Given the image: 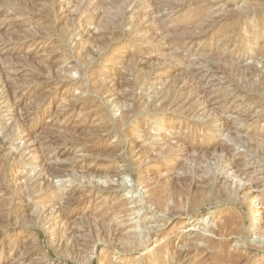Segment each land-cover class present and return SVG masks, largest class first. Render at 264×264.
<instances>
[{
  "label": "rangeland",
  "instance_id": "rangeland-1",
  "mask_svg": "<svg viewBox=\"0 0 264 264\" xmlns=\"http://www.w3.org/2000/svg\"><path fill=\"white\" fill-rule=\"evenodd\" d=\"M35 1L0 0V264H264V0ZM220 143L251 210L202 190Z\"/></svg>",
  "mask_w": 264,
  "mask_h": 264
},
{
  "label": "bare ground",
  "instance_id": "bare-ground-1",
  "mask_svg": "<svg viewBox=\"0 0 264 264\" xmlns=\"http://www.w3.org/2000/svg\"><path fill=\"white\" fill-rule=\"evenodd\" d=\"M23 1V0H22ZM37 1V0H36ZM35 1V2H36ZM74 1H76V0H74ZM81 1V0H80ZM79 1V2H80ZM116 1V0H115ZM23 3V2H22ZM31 3L32 4H34L32 1H31ZM54 3V2H53ZM89 3H91V1L89 2ZM93 4V3H92ZM91 4V5H92ZM24 5V4H23ZM83 5V4H82ZM88 6V5H87ZM90 6V5H89ZM88 6V7H89ZM81 7V6H80ZM87 7V8H88ZM86 8V7H85ZM81 9V8H80ZM78 10V9H77ZM88 10V9H87ZM87 12V11H86ZM81 13V12H80ZM160 21V20H159ZM159 24V23H158ZM165 24V23H164ZM163 25V24H162ZM254 26V25H253ZM164 27V26H163ZM167 31V30H166ZM164 33H166L165 32V29H164ZM219 58V57H218ZM184 59V58H183ZM228 61V60H227ZM225 65V64H224ZM223 65V66H224ZM241 65V64H240ZM241 68V67H240ZM240 68H239V70H240ZM237 70V69H236ZM235 70V71H236ZM238 70V71H239ZM257 69H255L254 71H253V73L254 74H256L257 73V71H256ZM186 71V70H185ZM190 72H192V71H190ZM242 72V71H241ZM164 73H166V72H164ZM184 75V74H183ZM238 75H240V72H239V74ZM174 76V75H173ZM190 76H192V75H190ZM242 77H243V74H242ZM179 79V78H178ZM192 80H193V78H192ZM250 80V79H249ZM264 80V79H263ZM191 81V80H190ZM197 83V82H196ZM191 86V85H190ZM120 87V86H119ZM178 88V87H177ZM257 88V87H256ZM254 89V88H253ZM168 90V89H167ZM185 90V89H184ZM161 91V90H160ZM159 91V92H160ZM168 92V91H167ZM173 93V92H172ZM201 93V92H200ZM199 96V95H198ZM162 98V97H161ZM186 98V97H185ZM168 101V100H167ZM178 101V100H177ZM182 102V101H181ZM186 102V101H185ZM17 105V104H16ZM150 105V104H149ZM164 105V104H163ZM167 105V104H166ZM162 109H163V107H162ZM183 112V111H182ZM160 113H161V111H160ZM159 114V113H158ZM211 121H213V120H211ZM196 123V122H195ZM206 124H210L209 123V120H207L206 122H205ZM227 123V122H226ZM8 128V127H7ZM10 129V128H9ZM238 132V131H237ZM129 134V133H128ZM131 134V133H130ZM233 135V134H232ZM260 135V134H259ZM130 136V135H129ZM132 137V136H131ZM240 137V136H239ZM147 138V137H146ZM264 137H260V136H256V135H250L249 134V136H246V141H247V143H248V145L249 146H251L252 147V149H253V152L254 151H256L257 149H259V148H263L264 146H263V143H264V139H263ZM135 141V140H134ZM139 141V140H138ZM136 142V141H135ZM235 142L236 143H240V141H238V139L237 140H235ZM139 145V144H138ZM162 146V145H161ZM192 147V146H191ZM235 147V146H234ZM170 148V147H169ZM193 148H194V146H193ZM216 148H218V149H220L224 154H225V156H227L228 157V166H229V168H228V170H229V172H227V169L226 170H224L225 171V173L228 175V176H231V172L233 173L232 175L234 176V177H236L237 178V180H238V183L239 184H234L233 182H228L227 180H225V181H220V182H218V179H219V177L218 176H216V170H215V172L214 171H211V174H212V176L211 177H206V178H203L202 179V190H203V192L204 193H209L210 195V197H209V201L212 203V202H215V203H218V202H221L222 201V199H228V198H231L233 201L234 200H241V201H244L245 202V204L248 206V208H249V210H251L252 209V207L253 206H255V205H257L258 204V202H257V199H259V198H257V196H250V194H247V192L246 191H243L242 192V194H241V196L239 195V189H238V187H241L240 189L241 190H246L247 188H248V186H244V185H246L245 183H243L242 181H243V177H242V175H244L245 176V174H247L246 173V170L247 169H245L240 163H239V160L240 159H238L237 157H235V155H233V153H232V151L234 150V148H233V146L232 145H227V144H225V143H220V144H218V147H215L214 148V150L216 149ZM150 149V148H149ZM212 149V148H211ZM236 149V148H235ZM144 150V149H143ZM219 150V151H220ZM210 151V150H209ZM260 151V150H259ZM197 152V151H196ZM264 152V151H263ZM60 153V152H59ZM173 153V152H172ZM141 154H142V152H141ZM205 154H209V152H208V148L207 147H205V146H202V157H204V155ZM219 154V153H218ZM140 155V154H139ZM138 155V156H139ZM144 155V154H143ZM157 155V154H156ZM218 156V155H217ZM145 157V156H144ZM207 157V156H206ZM137 158V157H136ZM222 158H224V156L222 157ZM226 158V157H225ZM162 159V158H161ZM227 159V158H226ZM242 159V158H241ZM202 160V159H201ZM220 161L219 162H221V158L219 159ZM243 160V159H242ZM141 161V160H140ZM203 161V160H202ZM213 162V161H212ZM216 162V161H215ZM214 164H216V163H214ZM220 164V163H219ZM218 165V164H217ZM214 166V165H213ZM221 166H223V164L221 165ZM205 167H207V166H205ZM212 168V167H211ZM219 168V167H218ZM218 168H217V170H218ZM216 169V168H215ZM223 169V167L222 168H220V170H222ZM176 170V169H175ZM166 171V170H165ZM223 171V172H224ZM107 172V171H106ZM117 172V171H116ZM161 173H163V172H161ZM117 174V173H116ZM103 175H105V173L103 174ZM207 175H208V173H207ZM179 176H181V175H179ZM124 177V176H123ZM123 177H121L120 178V181H119V186L121 187V186H123L124 185V183H125V178H123ZM127 179V178H126ZM138 179V178H137ZM173 179V178H172ZM246 179V178H245ZM244 179V180H245ZM105 180V179H104ZM104 180H103V182H104ZM147 180V179H146ZM139 183H141V184H143V187L146 189V193L147 194H150L149 196H147L146 194V196L147 197H149L148 198V201H149V203H151V204H154L155 202H154V200H155V198H156V196L153 194V189H155L156 191H157V194L158 193H160V191H164L163 190V188H164V186L162 185L161 186V184H163L164 182H163V180L162 181H157V182H154L153 181V183L152 184H146L145 183V181H144V179L142 178V177H140L139 178ZM215 181V182H214ZM246 181H248V179L246 180ZM148 182H149V180H148ZM166 182H169L168 181V179H167V181H166V179H165V183ZM214 182V183H213ZM242 184H241V183ZM250 182H251V180H250ZM211 183V184H210ZM213 183V184H212ZM237 183V182H236ZM128 184V183H127ZM168 184V183H167ZM198 185V184H197ZM250 185V184H249ZM170 186V185H169ZM199 186V185H198ZM110 187V186H109ZM162 187V188H161ZM167 188H168V186H167ZM169 188H171V187H169ZM188 188V187H187ZM39 189H41V187L39 188ZM172 189H173V187H172ZM172 189H170L171 191H173ZM27 190V189H26ZM38 191V190H37ZM40 191V190H39ZM165 192V191H164ZM132 193V192H131ZM176 193V192H175ZM174 193V194H175ZM166 194L168 195V192H166ZM165 194V195H166ZM169 194H171V193H169ZM25 195H26V193H25ZM166 195V196H167ZM173 195V194H172ZM259 195H261V194H259ZM27 196V195H26ZM155 196V197H154ZM158 196V195H157ZM169 196V195H168ZM24 197V196H23ZM165 197V196H164ZM163 197V199H165ZM170 197H171V195H170ZM180 197V196H179ZM259 197V196H258ZM172 198H173V196H172ZM161 199V198H160ZM169 199V198H168ZM145 200V199H144ZM143 200V201H144ZM260 200V199H259ZM120 201V200H119ZM118 201V202H119ZM142 200L141 199H138V200H136V202L137 203H139V202H141ZM162 201V200H161ZM125 202V201H124ZM166 202V201H165ZM179 202V201H178ZM148 203V204H149ZM157 203H160V201L159 202H157ZM166 203H168V202H166ZM259 203H260V201H259ZM264 203V202H263ZM133 204H136V203H133ZM171 204V203H170ZM125 205V204H124ZM150 205V204H149ZM163 205V204H162ZM133 206H135V205H133ZM144 206H145V204H144ZM152 206V205H151ZM157 206V205H156ZM159 207L158 208H161L162 206L159 204L158 205ZM195 206V205H194ZM127 207V206H126ZM143 207V206H142ZM146 207V206H145ZM165 207H166V209H167V207H169V206H166V204H165ZM171 205H170V209L169 210H171ZM174 207V206H173ZM149 208V207H148ZM158 208H157V211H158ZM143 209V208H142ZM128 210V209H127ZM168 210V209H167ZM28 211V210H27ZM139 211V210H138ZM165 211V210H164ZM172 211V210H171ZM181 211V210H180ZM253 211V210H252ZM8 212V211H7ZM6 212V213H7ZM128 213V212H127ZM159 213H161V212H159ZM165 213V212H164ZM183 213V212H182ZM39 214H40V212H39ZM166 214V213H165ZM3 215V214H2ZM2 215H0V217H2ZM135 215H137V214H135ZM164 215V214H163ZM170 215V214H169ZM182 215V214H181ZM141 216H143V215H141ZM162 216V215H161ZM3 217H4V215H3ZM167 217V216H166ZM225 218V217H224ZM223 218V219H224ZM144 219V218H143ZM149 220V219H148ZM226 220H228L227 218H225V221ZM229 220H231V219H229ZM235 220V219H234ZM30 221V220H29ZM145 221V220H144ZM152 221V220H151ZM155 221V220H154ZM233 221V220H232ZM237 221V220H236ZM142 222V221H141ZM205 222V221H204ZM207 222V221H206ZM231 221H229V223H230ZM238 222V221H237ZM236 222V223H237ZM147 223V222H146ZM154 223V222H153ZM157 224V223H156ZM148 225V224H147ZM204 225V224H203ZM218 225V224H217ZM231 225V224H230ZM235 225V224H234ZM162 226V225H161ZM165 226H166V224H165ZM205 227L204 228H207V226H208V223L207 224H205L204 225ZM219 226V225H218ZM240 226V225H239ZM134 227V226H133ZM145 227V226H144ZM144 227H143V230H144ZM147 227V226H146ZM154 227V226H153ZM155 227H157V226H155ZM209 227V226H208ZM212 227V226H211ZM215 228V227H214ZM220 228V227H219ZM221 228H223V226L221 227ZM220 228V229H221ZM236 229L238 230V227H236ZM146 230V229H145ZM155 230H156V228H155ZM157 230H158V228H157ZM160 230V229H159ZM225 230V229H224ZM134 233H133V235H134V237H133V239L131 240L132 242H134V243H137L136 241H138V242H140V241H142V239L140 238V236H141V233H142V229L140 230V229H138L137 227H134ZM147 231V230H146ZM151 231V230H150ZM216 230L215 229H211V232H215ZM239 231V230H238ZM148 232V231H147ZM157 232V231H156ZM224 232V231H223ZM155 233V232H154ZM158 233V232H157ZM160 233V232H159ZM221 233V232H220ZM238 233V232H237ZM236 233V234H237ZM258 233V243H262V248L264 249V225H263V227H261L260 226V231L259 232H257ZM151 234V233H150ZM216 234V233H215ZM225 234V233H224ZM239 234V233H238ZM256 234V233H255ZM217 235H219V234H217ZM123 238V237H122ZM164 238V237H163ZM227 238H228V236H227ZM263 238V239H262ZM129 239H131V237L129 238ZM197 239V238H196ZM222 239V238H221ZM123 240H124V238H123ZM191 240V239H190ZM126 241V240H125ZM124 241V242H125ZM205 241V240H204ZM204 241H202V250L203 249H205V248H207V247H210L212 244L208 241L207 243H204ZM245 241V240H244ZM130 242V241H129ZM172 242V241H171ZM201 242V241H200ZM188 243V242H187ZM145 244V243H144ZM172 244V243H171ZM190 244V242L188 243V245ZM129 245V244H128ZM10 246V245H9ZM133 246H135V245H133ZM138 246H139V244H138ZM137 246V247H138ZM171 246V245H170ZM170 246H167L168 248H170ZM136 247V246H135ZM144 247V246H143ZM212 247L213 248H217V250H219V252L220 253H222V254H224L225 252H224V250L225 251H227V248H225L226 246L224 245V243H217V244H214V245H212ZM230 247V246H229ZM134 248V247H133ZM65 249V248H64ZM128 249V248H127ZM69 250V249H68ZM67 251V250H66ZM156 251V250H155ZM178 251V250H177ZM67 253H69V252H67ZM172 253H176V251L175 250H173L172 251ZM178 253V252H177ZM228 253V252H227ZM238 253V252H237ZM210 254V253H209ZM233 254V253H232ZM172 255V254H171ZM203 255V254H202ZM236 255H238V254H236ZM207 256H208V254H207ZM213 256V255H212ZM232 255H225V258H223V259H226V261L227 262H230L231 260H233V258L234 257H236L235 256V254L231 257ZM182 257V256H181ZM211 257V256H210ZM155 258V257H154ZM175 258V257H174ZM213 258V257H212ZM160 259V258H159ZM214 260H215V257L213 258ZM207 260H209V258L207 259ZM236 260V259H235ZM167 261V260H166ZM216 261H218L217 259H216ZM157 262V261H156ZM177 262V261H176ZM212 262H213V260H212ZM224 262V261H223ZM245 262V261H244ZM160 263V262H159ZM167 263V262H166ZM206 263V262H205ZM208 263V262H207ZM214 263H216V262H214ZM236 263V262H235ZM153 264V263H152ZM162 264V263H161ZM213 264V263H212Z\"/></svg>",
  "mask_w": 264,
  "mask_h": 264
}]
</instances>
